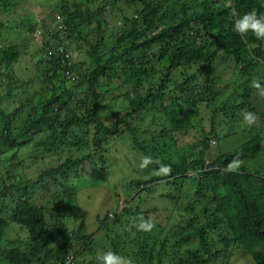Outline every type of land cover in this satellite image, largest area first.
Instances as JSON below:
<instances>
[{
  "label": "trees",
  "instance_id": "16d2710c",
  "mask_svg": "<svg viewBox=\"0 0 264 264\" xmlns=\"http://www.w3.org/2000/svg\"><path fill=\"white\" fill-rule=\"evenodd\" d=\"M26 1L0 0V158L12 152L9 159L22 167L31 158L25 162L29 167L63 151L70 156L35 179H20L0 164V264H87L96 252L98 232L87 230L70 172L102 164L111 141L131 142L124 158L133 168L136 161V171L145 174L130 182L138 192L125 207L104 219L98 216L99 230L108 237L116 234L115 253L132 241L144 259L149 255L161 264L169 247L178 256L182 241L191 245L188 238L195 236L199 247L188 248L178 264L213 262L226 252L221 246L242 247L255 264H264V105L250 85L257 72L264 84V41L232 30L245 12L264 15V0H103L96 7L102 0H37L40 6L30 15L17 11ZM42 6L50 7L48 14ZM41 31L47 37L41 58L45 67L36 65L41 90L34 99L30 87L36 79L24 78L22 66L17 70L28 43L16 37L27 32L38 39ZM70 39L87 49L84 68L69 55ZM222 65L232 78L245 81L241 90L230 93L220 85ZM120 72L121 85L101 84ZM155 73L161 74L153 82ZM72 79L76 82L68 87ZM118 88L128 90V106L110 125L100 114L102 98ZM202 109L210 130L201 127L193 134L197 126L191 117H201ZM244 111L259 116L258 124L245 130L250 138L225 152L212 145L244 133L238 130ZM146 122L148 127L140 130ZM221 125L227 127L224 135ZM144 155L171 171L157 175L155 163L141 169ZM234 157L241 161L239 169L224 171ZM159 186V200L170 211L165 223L152 209L136 205ZM141 216L151 221V231L139 229ZM70 219L80 226L71 230ZM213 231L216 240L210 237Z\"/></svg>",
  "mask_w": 264,
  "mask_h": 264
},
{
  "label": "rangeland",
  "instance_id": "374dc122",
  "mask_svg": "<svg viewBox=\"0 0 264 264\" xmlns=\"http://www.w3.org/2000/svg\"><path fill=\"white\" fill-rule=\"evenodd\" d=\"M105 1V0H104ZM103 5V0L98 2L97 4L93 5L96 7L97 5ZM224 4L220 3L218 6L222 7ZM226 5V3H225ZM40 5L37 3V0H27L26 2L22 3L21 6L17 7V11H21L22 14H31L38 8ZM109 7L107 6V19L113 24V20L111 17L112 12L109 11ZM42 9L48 14L50 7L42 6ZM131 12V10H128ZM117 13V10H114V14ZM121 22V19L118 20V23ZM120 25V23H119ZM110 26V25H109ZM39 38L33 37V34H29L27 32L20 34V36L16 37L17 42L19 43H28L27 47V54L24 55V59L20 62V66L17 68V70L21 69V66L23 69H25L26 77L27 79L35 78L36 80L31 83L30 90L32 91L31 94L34 97H36L35 92L41 90V82L37 81L36 75L39 72L38 69L44 68V63L41 62V58L44 56L42 51L44 42L46 40V34L44 31L38 32ZM70 49H69V55L71 56V59L73 62H75L78 66H81L80 68L85 67V62L89 60V55L87 53V49L81 48V46L73 42L71 39L69 41ZM38 69H37V66ZM160 65L157 66V72L160 70ZM22 71V70H20ZM41 71V70H40ZM218 73L220 76L223 77V79L219 82L221 86L225 87L228 92L232 93L235 92L236 89H242L244 86L243 80H240L239 77H231V74L227 72L225 65H222L218 70ZM22 73V72H21ZM41 73V72H40ZM39 74V73H38ZM120 76H115L111 79L106 78L104 81L101 82V84L109 85L111 83L113 84H119L121 85V81L123 80V74L120 72ZM161 73H155L153 77H155L153 82H155ZM128 75V74H127ZM25 76V75H22ZM255 80H261L262 75L257 72L254 76ZM75 80H68L66 82V85L68 87H71L73 84H75ZM127 85V84H124ZM131 85V84H130ZM251 85V82H250ZM83 86H79L81 88ZM241 87V88H240ZM128 91L126 88L121 89H114L108 92L106 96L102 98L103 100V107L100 110L101 116L106 120L108 124L111 125L114 121L120 118V115L123 114L125 111V108L128 106V101L125 98L124 94ZM256 100L261 101L259 105L263 106V100L264 97H260L258 93H255ZM81 96H85V94H81ZM225 96V95H224ZM35 99V98H34ZM77 105V102L74 100V106ZM207 114L204 112V109H202V118L200 116L192 115V123H194L197 127L196 130H192L193 134L196 133L198 130L197 128L210 130V122L207 119ZM202 119V124H200L199 119ZM204 126V127H203ZM148 127V123L146 122L145 125L140 129L143 130ZM249 128L242 127L241 123L238 128L239 131H243L244 133L236 134L228 136L227 138L218 140H213L212 145L215 147H218L219 145L221 151H228L229 149H232L239 144L247 141L250 138V135L246 133L245 130L248 131ZM139 130V132H140ZM219 133L221 135H224L227 132V127L224 125L219 126ZM82 130L77 131V136L82 135ZM223 133V134H222ZM94 132H92V135ZM190 137V136H188ZM185 138V140H189L190 138ZM193 137V136H192ZM79 139V137H78ZM180 142V140H179ZM131 143V142H130ZM122 144L116 141H111L109 143V149L106 153V159L102 164L99 162L97 166L94 164H88L87 166L83 167L80 171L75 172L72 170L71 173V183L75 184L79 188L78 192V205L79 208L84 212L86 223H87V230L90 233L98 232L96 235V252L94 255H89L86 259L87 264H90V262H94L91 264H96L95 256L99 253H102L104 251H112L114 250V241H117V237L115 232L111 233V237H108L103 230H99L100 228V222L98 220V216L102 217L103 219L109 214L110 216L113 215L114 212L117 210H121L123 207L128 204L129 200L134 198V196L137 194L138 190H134L131 188L130 182L134 179L139 178L142 174L141 172L136 171L137 163L136 161H133V165L135 164V167L133 168L132 164L128 162L126 158H124L123 153H126L128 148H131V144ZM217 150V149H216ZM212 154L214 155L216 151L213 149L211 150ZM12 155V152L5 153L1 155L0 164L6 165V169L12 168V171H16V174L18 177L23 178L24 176L29 179H35L40 172L43 169L52 167V166H58L65 162L70 155H68L67 151H63L60 153V155H57L56 158H43L42 160L38 161L36 164H33L32 166L26 167L28 164H25L29 162L31 158H25L24 160V167L21 166V162L10 160V156ZM77 154L74 155V157ZM212 157V156H211ZM4 158H6L4 160ZM262 158V157H260ZM120 163H124L123 165H119ZM93 165V166H92ZM102 168V171L98 170V167ZM123 166V167H120ZM94 167V168H93ZM126 170H125V169ZM147 175V174H146ZM264 175V173H263ZM149 177V175H147ZM163 188V187H162ZM162 188L161 186L154 188L152 192H147L144 194V198L141 202L136 201V205L139 204L143 210H147V208H150L153 210L152 214H156V216L159 218V221H163L165 223V220L167 218V214L170 213L165 210L166 205L162 203L159 200V196L162 194ZM228 191L227 188L222 190V193H225ZM44 200V199H43ZM120 208V209H119ZM53 208L50 209V211ZM52 213H55V209H53ZM154 218L155 215L153 216ZM70 229L74 230L75 228H78L80 226L79 221H73L70 219ZM170 227V226H169ZM167 227V230L169 229ZM167 232V231H166ZM166 232H164L161 235L160 240H164L166 237ZM123 237L125 236L124 230L122 229ZM23 237H25L24 233L22 234ZM157 235V233H156ZM210 237L212 240H216L218 237V234L213 231L210 234ZM62 238H58L56 242H54V246L58 247L61 245ZM191 245H184L183 241L180 245L182 248L180 250V247L178 248L179 253L178 256L173 253V250L171 247L167 250V255H165L164 260L161 264H178L180 259L187 254V249H197L199 247L198 240L195 236H190L188 238ZM160 243V242H159ZM183 245V246H182ZM220 249L225 248L226 252L225 254L230 255L229 257H226L224 259L223 254L221 253V256L217 258V260H213V262H210L208 264H255L253 261L251 255L246 252L242 247H235L232 246L230 248H226L224 246L219 247ZM156 250L160 251V245L158 244ZM119 254L129 258L133 264H159V260L157 258H154L150 261L149 255L144 259L141 256L140 250L138 248H135L134 243L132 241H128L125 245L121 246V250L119 249ZM224 259V260H223Z\"/></svg>",
  "mask_w": 264,
  "mask_h": 264
},
{
  "label": "clouds",
  "instance_id": "9594fccd",
  "mask_svg": "<svg viewBox=\"0 0 264 264\" xmlns=\"http://www.w3.org/2000/svg\"><path fill=\"white\" fill-rule=\"evenodd\" d=\"M232 30L241 36L252 33L256 39L264 41V15H258L255 11H249L236 18L232 24ZM251 86L257 90L260 97H264V84L260 80H252ZM259 121V116L253 111H244L241 114V126L252 128ZM157 164V175H167L171 168L169 165L160 160H153L152 156L144 155L139 163L141 169L147 168L149 165ZM241 161L234 157L227 165L224 171L233 172L239 169ZM139 229L143 231H151L153 224L149 220H145L142 216L138 217ZM96 264H133V262L118 253L112 251H104L95 256Z\"/></svg>",
  "mask_w": 264,
  "mask_h": 264
}]
</instances>
